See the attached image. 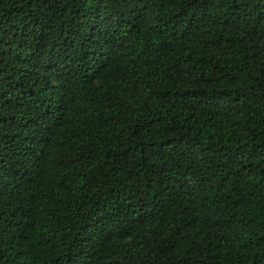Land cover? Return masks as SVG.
I'll return each mask as SVG.
<instances>
[{
  "label": "trees",
  "instance_id": "16d2710c",
  "mask_svg": "<svg viewBox=\"0 0 264 264\" xmlns=\"http://www.w3.org/2000/svg\"><path fill=\"white\" fill-rule=\"evenodd\" d=\"M0 264H264V0H0Z\"/></svg>",
  "mask_w": 264,
  "mask_h": 264
}]
</instances>
